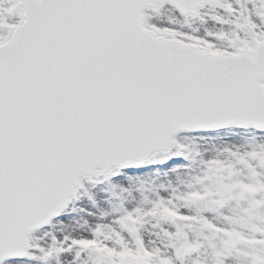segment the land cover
Here are the masks:
<instances>
[{
    "label": "snow or ice",
    "instance_id": "snow-or-ice-1",
    "mask_svg": "<svg viewBox=\"0 0 264 264\" xmlns=\"http://www.w3.org/2000/svg\"><path fill=\"white\" fill-rule=\"evenodd\" d=\"M0 264H264V0H0Z\"/></svg>",
    "mask_w": 264,
    "mask_h": 264
}]
</instances>
